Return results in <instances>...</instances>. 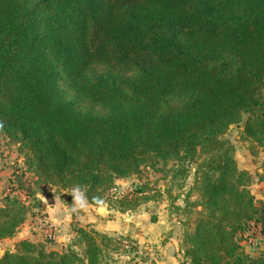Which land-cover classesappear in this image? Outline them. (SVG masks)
Segmentation results:
<instances>
[{"label": "trees", "instance_id": "obj_1", "mask_svg": "<svg viewBox=\"0 0 264 264\" xmlns=\"http://www.w3.org/2000/svg\"><path fill=\"white\" fill-rule=\"evenodd\" d=\"M233 124L264 152V0H0V135L25 167L10 188L31 177L39 187L19 184L32 208L46 186L78 185L89 205L125 214L140 200L110 201L115 180L187 162L195 170L178 216L183 258L264 264L239 244L251 223L264 235V201L223 137ZM262 170L259 181L264 161ZM10 188L0 240L30 208ZM72 231L64 252L22 240L0 264H101L121 246L95 229Z\"/></svg>", "mask_w": 264, "mask_h": 264}, {"label": "rangeland", "instance_id": "obj_2", "mask_svg": "<svg viewBox=\"0 0 264 264\" xmlns=\"http://www.w3.org/2000/svg\"><path fill=\"white\" fill-rule=\"evenodd\" d=\"M240 134L241 124H233L223 137L234 146L233 158L238 169L251 175L249 191L255 201L260 203L264 201V181H259L258 176L263 171L264 152L258 147L251 150L249 144L240 139ZM21 163L22 156L18 152L17 145L0 135V190L2 189L0 205L3 200L2 197L10 193L8 177L13 174L19 175L20 172L24 171L25 167ZM194 170L195 166L190 163L173 160L159 163L154 169L142 168L136 175L123 180H115L109 194L110 201L114 200L111 198H120L122 195H127L130 198L138 197L140 204L135 209L120 214L108 209L105 204L100 205L92 211L96 221L91 224H86L85 209L76 212L83 217L81 222L84 226L82 228L95 229L117 241H121L120 247L114 251L106 252L102 256L101 264H141L143 261L149 262L150 260L158 264H188L181 252L180 258L175 261L169 251H179L182 228L178 216H180V211L185 205L187 192L193 184ZM32 180L33 177L28 179L27 184L23 182L25 186H30V192L39 189L38 186L32 185ZM23 183H14L15 189L13 187L10 189L13 188L12 193L30 207L26 220L32 219L33 222L29 221L36 223L38 228L42 226L43 231L41 232L40 229L37 236H32V242L43 243L46 249L53 251H66L75 238V233L72 231L73 227H79L75 221L72 222L74 218H71L70 231L58 230L55 232L54 227L59 214L57 209L50 210L51 218L49 216V219L52 222H48L45 214L38 212L40 204L38 208H32L34 202L31 199H26L27 191L25 194V190L19 188ZM16 186L19 189H16ZM139 188H145V191L137 193ZM45 192L47 194L52 192L51 195L54 196L52 199L60 198L63 205L68 210L70 209L73 200L70 191L46 186ZM144 197H148L149 200L142 201ZM37 198L41 203L39 195ZM194 198L195 196H190L192 201ZM99 209L102 210L97 212ZM68 235L70 238L67 241L65 239ZM58 238L61 240H57ZM239 244L242 251L249 257L264 258V235L261 233L260 225L251 223L249 229L242 234Z\"/></svg>", "mask_w": 264, "mask_h": 264}, {"label": "crops", "instance_id": "obj_3", "mask_svg": "<svg viewBox=\"0 0 264 264\" xmlns=\"http://www.w3.org/2000/svg\"><path fill=\"white\" fill-rule=\"evenodd\" d=\"M19 162V161H18ZM22 164V163H21ZM12 177V176H11ZM10 179V177H8V180ZM7 186V185H5ZM2 190V189H1ZM0 190V193H2ZM52 192H49V195H39L40 196V209L38 210V212L42 213L43 215L45 214V218L47 219L48 222H52L51 219H49V216L51 218V213L50 210H55L57 209V213L58 217L56 220V225L54 227V231H70V225L72 224L73 221H75L77 223V225L79 227L84 226V224L81 222L82 221V215L81 214H76V213H70V211L63 205V202L60 200V198H53L54 196L51 195ZM51 199V201H50ZM53 200V201H52ZM63 200V198H62ZM53 202V203H51ZM94 206H91L88 204V207L85 209V213L87 217V221L86 224H91L93 222H95L96 220L93 217L92 211L94 210ZM97 212H100L99 210ZM53 216V215H52ZM76 216V217H74ZM77 216H79L77 218ZM89 216V217H88ZM71 218H74L73 220ZM33 222L32 219H27L25 220V222L23 223V225L20 227V229L17 231V233H15L11 238H7V239H3L0 240V257L3 255L4 252L6 251H14V245L16 243H18L19 241L22 240H27L32 242L33 240H31V237L35 235H38V232L41 229V232L43 231L42 226L38 228V226H36ZM72 220V222H71ZM54 222V221H53ZM48 223L46 222V225ZM41 225V224H39ZM59 227V229H58ZM70 235H68V237L65 240H69ZM57 240H61V239H57ZM64 240V239H63ZM37 242V241H34ZM68 243V242H67ZM173 250V248L171 249V251ZM170 255L173 256L172 259H175V261L178 260V258H180V251L176 250V252L173 250V252H170ZM158 264V263H157Z\"/></svg>", "mask_w": 264, "mask_h": 264}, {"label": "clouds", "instance_id": "obj_4", "mask_svg": "<svg viewBox=\"0 0 264 264\" xmlns=\"http://www.w3.org/2000/svg\"><path fill=\"white\" fill-rule=\"evenodd\" d=\"M69 194V193H68ZM70 195L72 196V204L69 209L70 213H76L82 211L88 207V198L85 192L80 188V186H74L70 190Z\"/></svg>", "mask_w": 264, "mask_h": 264}, {"label": "water", "instance_id": "obj_5", "mask_svg": "<svg viewBox=\"0 0 264 264\" xmlns=\"http://www.w3.org/2000/svg\"><path fill=\"white\" fill-rule=\"evenodd\" d=\"M102 209H99V211H101Z\"/></svg>", "mask_w": 264, "mask_h": 264}, {"label": "built area", "instance_id": "obj_6", "mask_svg": "<svg viewBox=\"0 0 264 264\" xmlns=\"http://www.w3.org/2000/svg\"><path fill=\"white\" fill-rule=\"evenodd\" d=\"M47 231H48V229H47ZM47 231H46V232H47Z\"/></svg>", "mask_w": 264, "mask_h": 264}]
</instances>
